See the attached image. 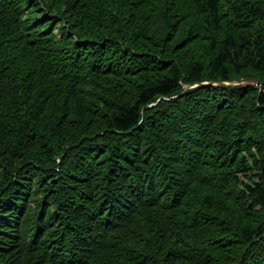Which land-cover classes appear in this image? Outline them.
<instances>
[{"label":"trees","instance_id":"trees-1","mask_svg":"<svg viewBox=\"0 0 264 264\" xmlns=\"http://www.w3.org/2000/svg\"><path fill=\"white\" fill-rule=\"evenodd\" d=\"M0 264H264V0H0Z\"/></svg>","mask_w":264,"mask_h":264},{"label":"water","instance_id":"water-1","mask_svg":"<svg viewBox=\"0 0 264 264\" xmlns=\"http://www.w3.org/2000/svg\"><path fill=\"white\" fill-rule=\"evenodd\" d=\"M209 84H210V82H208ZM208 83H206V84H208ZM253 83H256V82H253ZM243 84H246L245 82H243Z\"/></svg>","mask_w":264,"mask_h":264}]
</instances>
